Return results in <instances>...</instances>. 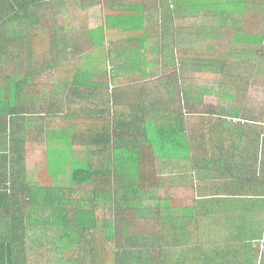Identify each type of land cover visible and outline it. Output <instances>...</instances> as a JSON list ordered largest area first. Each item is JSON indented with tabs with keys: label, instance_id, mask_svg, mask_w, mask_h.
<instances>
[{
	"label": "crops",
	"instance_id": "1",
	"mask_svg": "<svg viewBox=\"0 0 264 264\" xmlns=\"http://www.w3.org/2000/svg\"><path fill=\"white\" fill-rule=\"evenodd\" d=\"M186 2L59 0L51 14L38 11L34 28L26 26L35 33L25 40L35 61L6 68L8 74L35 70L34 96L27 88L19 101H27L30 131L41 135L29 138L27 151L35 153H20L30 170L40 165L37 179L48 192L68 193L72 183L44 166L56 164L65 149L92 147L79 146L77 135L101 128L97 119L110 120L112 130L144 117L183 124L180 152L153 160L156 175L146 188L150 212L162 211L173 226L193 234L196 245L221 246L211 264H264V0H243L244 9H232L227 0H199L197 8ZM104 11L115 20L109 30ZM91 28L114 41L116 55L129 48L133 60L102 61L109 76L90 74L77 83L78 69L89 70L84 58L95 48ZM203 29L213 32V40L199 38ZM50 34L56 39L45 42L46 51L44 41L36 48L37 39ZM254 64L261 72L252 74ZM66 71L71 73L64 77Z\"/></svg>",
	"mask_w": 264,
	"mask_h": 264
},
{
	"label": "trees",
	"instance_id": "2",
	"mask_svg": "<svg viewBox=\"0 0 264 264\" xmlns=\"http://www.w3.org/2000/svg\"><path fill=\"white\" fill-rule=\"evenodd\" d=\"M48 1L52 0H0V264H37L39 258H32L35 249L32 245L38 243L41 235L46 245L52 243V251L57 252L59 249L58 252L65 257L51 259L47 253H38L41 256L38 257H48L52 264H58L64 259H67V264H80V258L71 252L74 247L62 245V241L66 235L77 232L82 234V231L87 239L88 232L91 229L97 231L98 228L103 231L106 242L117 245L119 264L217 262L213 256L218 254L213 251L220 250L221 246L196 245L193 234L173 226L166 220L167 217H163L162 211L159 210L158 214L150 212L148 205L146 188L156 175L153 160L163 156L173 157L180 152L183 124L159 125L144 117L135 119L132 124L120 122L117 129L112 130L110 120L97 119L95 124H101V128L93 126L95 130L86 135H77L79 146L86 143L92 147L65 149L61 151L56 164L44 166L49 174L56 177L64 175L72 183L68 193L48 192L46 186H42L37 179V174H42L36 169L40 165H34V169L30 170L28 157L22 155L20 150L23 149L27 154L35 153L34 149L27 151L29 138L41 134L39 132L36 135L30 131L32 124L23 112L29 108L27 101L19 100L24 97L27 88L31 97L34 96L33 90L37 84L31 76L35 70L28 69L26 75L22 71L35 58L26 46V35H14L17 32H12L14 36L4 38L1 30L9 29L10 24L17 25L18 22L29 23L34 28L39 8ZM227 2L233 5L232 9L245 8L243 0ZM223 8L229 6L224 4ZM92 52L86 57H105L104 49ZM104 59L110 62L108 57ZM14 61L25 63L20 68L22 70L17 68L13 70V75L8 74L6 68ZM78 70L79 76L75 78L80 83L81 77L89 76L90 71L84 67ZM6 81L11 85L8 86ZM29 102L35 104V101ZM175 120L173 122L182 123L178 118ZM82 154H86L87 158H83ZM18 189L23 194H19ZM103 201L105 208L116 209L118 220L105 219L100 227L94 211L100 208ZM55 215L57 219L54 220ZM148 218L151 221L154 219L156 227L151 228L152 231L146 236L144 247L140 249L134 243L136 238L132 237H128L127 245H123L120 239L124 234L122 229H135L147 222ZM56 232L59 239L54 249L55 241L45 242V239L51 238L48 235L54 236ZM89 252L95 255L94 250L90 249ZM224 260L228 262L227 258ZM230 263L234 264L233 261Z\"/></svg>",
	"mask_w": 264,
	"mask_h": 264
},
{
	"label": "rangeland",
	"instance_id": "3",
	"mask_svg": "<svg viewBox=\"0 0 264 264\" xmlns=\"http://www.w3.org/2000/svg\"><path fill=\"white\" fill-rule=\"evenodd\" d=\"M58 1L59 0H52V1L46 2L45 4H43L39 8L40 13L43 12L44 15H46V13L51 14V12H53V10L56 9L55 8V6H56L55 2H58ZM197 1H199V0H192V2L187 0L186 3H189L190 7H192V8H197L198 4L195 3ZM228 5L231 6L232 4L228 3ZM78 11H82V10L79 9ZM78 11H76V13L73 12V14L75 16H79ZM62 12H63V9H62ZM215 12L220 13L218 11V9H216ZM104 13L109 18L108 19V26H107L108 30H109L112 28V26L115 25V20L111 18V16H110L111 12L110 11H108V12L104 11ZM224 14H225V12L223 14H220V15L222 16ZM222 18L225 19V16H222ZM49 24H50V22L49 23L47 22L46 25H44V26L48 27ZM26 26H28L27 23H25V22L19 23L18 22L17 25L16 24H10L9 29H2L1 32H2L4 38L5 37L10 38L16 34H22L20 32H23L24 35H29L26 37H30V35L34 34L35 32L30 31V30L27 31ZM13 31H15L17 33H14V35H13V33H12ZM39 33H41V32H39V29H38L37 34H39ZM89 35L91 36V38L94 39V42H95V43L93 42V45H95V48H93L94 52H92V53L101 52L104 49L105 57L106 58L108 57L109 60H111L112 57H115V60H120V61H124V62L127 61V63H129L128 60H133L132 53H130L129 55H127V53H126V50H128L129 48L122 49L121 52L117 53V55H116L114 53V48H111L112 43H114V41H112L110 37L104 38L103 31L101 29L91 28V32L89 33ZM50 37H51V34H50ZM202 37H210V39L213 40V32L210 29H203V30L199 31V38H202ZM53 39H56V38H52V37L48 38L46 35H45V37L37 39L38 45L36 46V48H41L42 41H44L45 48L42 50L46 51V49L48 48V44L46 45L45 42L47 41L48 43H50ZM19 48H22V47H19ZM28 48H33V47L30 46ZM207 49H209L207 51H212V48H207ZM250 50H252V48H244L242 50V52H248ZM256 50L257 49H255L254 51H256ZM135 55L137 57L140 56L139 54H135ZM45 56H50V55L47 53V54H45ZM51 57H52V55H51ZM104 58H101L99 55H97L94 58H91V57L87 58L86 57V58H84V66L89 69V71H90L89 73L91 75L109 76V70L107 68H105L106 63L102 62V60ZM45 59L47 60L46 57H45ZM96 59H97V61H95ZM51 60H52V58H50L48 61H51ZM104 61H105V59H104ZM262 64L264 65V63H262ZM256 65L257 64L253 65L255 70H253L252 74H256V73L261 72V70H259L258 66H256ZM251 70L252 69H250V71ZM45 71H47V70H45ZM70 73L71 72L68 71L64 75V77L69 75ZM163 74H166V70L164 71ZM58 75H59V78L63 79V76L61 73H59ZM187 80H188V82L191 81L190 78H188ZM154 89H155V91H157L158 87L155 85ZM178 103H179V100H178ZM175 105H176V102L174 104V107H175ZM97 164H99V162H97ZM31 166L34 167V164H32ZM79 188H81V186H79ZM82 192H84V190ZM104 205H105V201H103L101 203V206L98 210L94 211L96 216H97V223L100 227L102 226L105 219L107 220L108 218H110L112 220H118V214L116 212V209L111 210L109 208H105ZM137 216H138V213L135 214V217H137ZM147 216H148V214H147ZM147 223H149V224L147 225ZM153 227H156V223H155L154 219H152V221H151L150 218H148L147 222L142 223L141 226H139L135 229L130 230L129 228L128 229L123 228L122 232H124V234L122 237L120 236V239L122 238L121 243L124 242L123 245H127L128 237L129 238L130 237L136 238V241H134V243L136 245H138V247L141 249L142 247H144L146 236L148 235V233H150L152 231L151 228H153ZM1 229L3 231V227ZM94 230L95 229H91L88 232L87 239H85V237H84L85 235H83V231H82V234L81 233L79 234L77 232L76 234L71 233V235H66V238H64L62 241V245L74 247L71 252L74 253L75 256H78L80 258V264H119L120 261H118V247H117V245L116 244L112 245L111 243L106 242L104 239V233L101 229L98 228L97 231H94ZM127 231H128V233H127ZM58 232L60 234V231H58ZM34 234H35L34 239L36 240L37 239L36 233H34ZM59 234L57 232L54 234V236L49 234L48 236L51 238H46L45 242L55 241L54 249H56L57 245H58L57 241L59 239V237H57V235H59ZM85 234H86V232H85ZM81 236H83V237H81ZM43 238H44V236L41 235L39 237V240L43 241ZM51 244L52 243H47V245L46 244L40 245L39 243H36V245H32L35 248L33 250V254H32L33 259H34V257H35V260H36V258L37 259L39 258L38 260H36L37 264H52L51 259H53V258L58 259L59 257L64 256L62 253L58 252L59 249L57 250V252L52 251L53 247L51 246ZM43 246L45 248H42ZM90 249L95 251V255L93 254V252H91V253L89 252ZM66 251H69V250H66ZM104 251H105V253H104ZM38 253H47L49 255L48 257H50L51 259L48 260L47 259L48 257L45 259L40 258L41 256ZM99 253H101V255H99V256H101V258H99V256H97ZM70 255H73V254H70ZM38 256H40V257H38ZM67 262H68L67 259H64L62 261H59L58 264H67Z\"/></svg>",
	"mask_w": 264,
	"mask_h": 264
}]
</instances>
